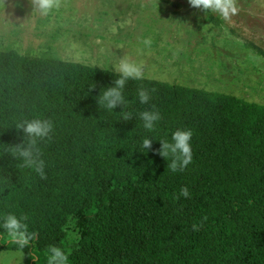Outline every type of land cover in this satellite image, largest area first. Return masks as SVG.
Returning <instances> with one entry per match:
<instances>
[{"label":"trees","instance_id":"1","mask_svg":"<svg viewBox=\"0 0 264 264\" xmlns=\"http://www.w3.org/2000/svg\"><path fill=\"white\" fill-rule=\"evenodd\" d=\"M118 75L0 50V124H54L40 144L44 178L0 158V224L23 217L32 237L18 249L0 228V252H20L22 264H47L53 247L68 264H264V105L143 78L126 84L133 118L124 121L122 106L96 104ZM140 88L150 95L143 105ZM143 110L160 113L152 132L137 118ZM177 129L192 131V161L173 173L159 152ZM144 137L155 140L141 153ZM22 139V130H0V144Z\"/></svg>","mask_w":264,"mask_h":264},{"label":"rangeland","instance_id":"2","mask_svg":"<svg viewBox=\"0 0 264 264\" xmlns=\"http://www.w3.org/2000/svg\"><path fill=\"white\" fill-rule=\"evenodd\" d=\"M59 2L40 16L31 0H0V50L112 71L127 59L144 78L264 105V0H232L228 19L188 0ZM0 264H22V254L0 252Z\"/></svg>","mask_w":264,"mask_h":264},{"label":"clouds","instance_id":"3","mask_svg":"<svg viewBox=\"0 0 264 264\" xmlns=\"http://www.w3.org/2000/svg\"><path fill=\"white\" fill-rule=\"evenodd\" d=\"M188 3L193 8L200 11H210L218 14L224 19H228L230 14L236 12L232 0H188ZM32 8L35 9L40 16H48L60 7L59 0H31ZM113 72L118 73V78L113 81L112 86L101 88L103 91L97 96V107L115 112L119 106H122V119L124 121L132 120L131 112L125 111L128 101L125 97L124 90L129 80H142L144 78L142 69L134 62L122 59ZM137 98L140 104L148 103L150 99L149 91L140 88L137 91ZM117 113V112H116ZM137 118L142 122L143 129L152 132L155 129L156 123L160 120V113L156 110H143L137 114ZM14 127L17 130H22L23 139L20 143L14 145L0 144V158L5 154L10 157L9 164L21 169H31L41 178L45 177V161L42 158L40 144L50 138V134L54 131V124L47 118H15L10 123L0 124V130ZM192 131L190 129H177L171 134V142H161L159 154L162 157H171V162H167V167L171 172H182L187 165L192 161L191 140ZM155 139L144 137L142 138L139 148L143 150L141 153H146L151 149L152 142ZM166 160V159H165ZM0 175V182H7ZM180 196L189 197L187 187L180 189ZM0 228L4 229L11 242L18 246V249H23L31 240L27 225L23 217H17L13 213H9L3 218ZM193 230H197L196 224L192 225ZM47 264H68V256L58 247L50 249L47 255Z\"/></svg>","mask_w":264,"mask_h":264}]
</instances>
